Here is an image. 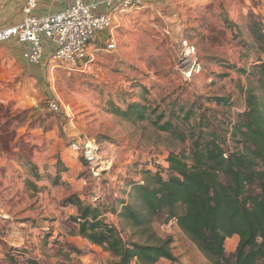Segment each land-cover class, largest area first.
I'll return each instance as SVG.
<instances>
[{
  "label": "rangeland",
  "instance_id": "374dc122",
  "mask_svg": "<svg viewBox=\"0 0 264 264\" xmlns=\"http://www.w3.org/2000/svg\"><path fill=\"white\" fill-rule=\"evenodd\" d=\"M252 17L264 30V0H143L118 14L117 49L107 51L102 34L95 44L101 49L78 66L51 58L32 65L15 46L0 44V264H116L78 234V208L66 204L72 196L101 206L129 242L144 243L153 232L171 237L177 261L160 264H213L177 218L157 216L145 232L147 226L119 213L130 203L141 210L132 183L142 182L146 170L167 177L169 154L189 155L199 122L210 125L204 134L229 129L245 110L243 70L264 59ZM185 45L196 49L202 65L191 80L181 72ZM135 102L149 107V119L118 114ZM190 109L195 115L186 120ZM162 114L186 140L153 124ZM87 139L110 165L100 178L71 150ZM236 245V237L226 240L228 252Z\"/></svg>",
  "mask_w": 264,
  "mask_h": 264
},
{
  "label": "trees",
  "instance_id": "16d2710c",
  "mask_svg": "<svg viewBox=\"0 0 264 264\" xmlns=\"http://www.w3.org/2000/svg\"><path fill=\"white\" fill-rule=\"evenodd\" d=\"M252 21V35L264 55V30L253 17ZM243 72L248 79L246 108L235 124L204 134L210 125L199 122L198 132L192 131L189 155L169 154L167 177L146 170L142 182L132 183L130 193L139 200L141 210L130 203L119 213L140 228L147 226L145 232L157 216L166 213L167 219L177 218L180 228L213 264H264V59ZM148 110L135 102L117 111L126 119L144 121L149 119ZM193 115L190 109L185 119ZM164 117L159 115L153 124L186 140L173 121L162 122ZM66 204L78 208L73 217L78 234L116 257V264L177 261L171 237L163 239L153 232L144 243L129 242L106 221L101 206L86 205L74 196ZM231 237L237 238V245L228 252L226 240Z\"/></svg>",
  "mask_w": 264,
  "mask_h": 264
},
{
  "label": "built area",
  "instance_id": "2783aa9c",
  "mask_svg": "<svg viewBox=\"0 0 264 264\" xmlns=\"http://www.w3.org/2000/svg\"><path fill=\"white\" fill-rule=\"evenodd\" d=\"M142 1L73 0L60 12L39 16L34 11L38 8L40 0H26L23 8L24 18L19 23L0 28V44L15 41L24 45L22 56L32 65L43 62L48 45L51 47L52 60L68 63L70 66L85 65L91 61L94 53L101 49L95 45L98 36L108 30L111 34L103 42L105 49L110 52L117 49L112 31L118 14L140 8ZM100 5H105L107 11L100 12ZM180 66L186 80H191L202 72V65L193 46L185 45ZM51 106L55 110L59 109L56 102H52ZM71 150L81 155L95 178H100L110 166L102 158L95 140L75 141L71 144ZM97 199L99 197H95V200Z\"/></svg>",
  "mask_w": 264,
  "mask_h": 264
},
{
  "label": "crops",
  "instance_id": "0c3cea01",
  "mask_svg": "<svg viewBox=\"0 0 264 264\" xmlns=\"http://www.w3.org/2000/svg\"><path fill=\"white\" fill-rule=\"evenodd\" d=\"M72 1L73 0H40L39 6L34 11V13L39 16H46V15H50L53 13H57L63 10ZM88 1L89 2H103L105 0H88ZM25 3H26V0H0V28L19 23L25 16L24 11H23ZM99 11L100 12L107 11V8L105 7V5H100ZM103 35H104L103 36L104 38L107 37V34L105 36V33H103ZM5 44H11L12 46H15L20 51L21 55L25 48L24 45L19 44L15 41L5 43ZM50 50H51V47L48 45L45 59L50 58ZM163 261L164 263H166L167 260H162L161 262ZM161 262H159L158 264H160Z\"/></svg>",
  "mask_w": 264,
  "mask_h": 264
}]
</instances>
